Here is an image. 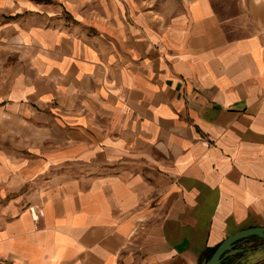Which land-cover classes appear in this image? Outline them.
<instances>
[{
    "label": "crops",
    "instance_id": "obj_1",
    "mask_svg": "<svg viewBox=\"0 0 264 264\" xmlns=\"http://www.w3.org/2000/svg\"><path fill=\"white\" fill-rule=\"evenodd\" d=\"M158 7L0 0V264H201L264 226V0Z\"/></svg>",
    "mask_w": 264,
    "mask_h": 264
},
{
    "label": "water",
    "instance_id": "obj_2",
    "mask_svg": "<svg viewBox=\"0 0 264 264\" xmlns=\"http://www.w3.org/2000/svg\"><path fill=\"white\" fill-rule=\"evenodd\" d=\"M257 236L264 239V226L249 227L228 236L214 251L210 257L202 260L201 264H223L228 257L241 254L233 264H237L247 255L253 253V247H237L250 237Z\"/></svg>",
    "mask_w": 264,
    "mask_h": 264
},
{
    "label": "rangeland",
    "instance_id": "obj_3",
    "mask_svg": "<svg viewBox=\"0 0 264 264\" xmlns=\"http://www.w3.org/2000/svg\"><path fill=\"white\" fill-rule=\"evenodd\" d=\"M64 1H67V0H64ZM70 1H71V3H73L76 6V8H80V3H81L82 0H70ZM89 1L95 2L96 0H89ZM107 1H119L121 3H127L128 1H131V2L132 1H136V2H138L140 0H107ZM146 1L148 3L151 2V5H152L153 8L154 7L157 8V9H154L153 12H159V7L158 6H159L160 1L166 2L167 0H146ZM169 1H171V0H169ZM77 10H79V9H77ZM223 264H226V263H223Z\"/></svg>",
    "mask_w": 264,
    "mask_h": 264
},
{
    "label": "built area",
    "instance_id": "obj_4",
    "mask_svg": "<svg viewBox=\"0 0 264 264\" xmlns=\"http://www.w3.org/2000/svg\"><path fill=\"white\" fill-rule=\"evenodd\" d=\"M31 212H32V214L34 215L35 218H38L39 214L42 213L41 211H39V212L37 213L36 209L33 208V207H31Z\"/></svg>",
    "mask_w": 264,
    "mask_h": 264
},
{
    "label": "trees",
    "instance_id": "obj_5",
    "mask_svg": "<svg viewBox=\"0 0 264 264\" xmlns=\"http://www.w3.org/2000/svg\"><path fill=\"white\" fill-rule=\"evenodd\" d=\"M216 249H213L212 251H211V253H210V256L214 253V251H215ZM209 256V257H210ZM226 264H231L230 262H227Z\"/></svg>",
    "mask_w": 264,
    "mask_h": 264
},
{
    "label": "flooded vegetation",
    "instance_id": "obj_6",
    "mask_svg": "<svg viewBox=\"0 0 264 264\" xmlns=\"http://www.w3.org/2000/svg\"><path fill=\"white\" fill-rule=\"evenodd\" d=\"M223 263H226V261H225V262H223Z\"/></svg>",
    "mask_w": 264,
    "mask_h": 264
}]
</instances>
